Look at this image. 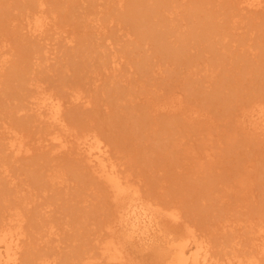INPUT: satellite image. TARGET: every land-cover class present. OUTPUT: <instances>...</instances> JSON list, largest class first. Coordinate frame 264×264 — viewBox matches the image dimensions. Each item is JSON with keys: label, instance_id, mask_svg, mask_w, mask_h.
<instances>
[{"label": "rangeland", "instance_id": "obj_1", "mask_svg": "<svg viewBox=\"0 0 264 264\" xmlns=\"http://www.w3.org/2000/svg\"><path fill=\"white\" fill-rule=\"evenodd\" d=\"M242 2L0 0V229L21 227L20 264H107L116 204L77 150L87 137L144 201L182 218H161L150 243L121 231L127 264H162L166 237L188 230L219 262L264 264V135L248 124L264 111V6ZM37 94L62 104L69 149L42 143ZM13 135L27 154L13 156Z\"/></svg>", "mask_w": 264, "mask_h": 264}, {"label": "bare ground", "instance_id": "obj_2", "mask_svg": "<svg viewBox=\"0 0 264 264\" xmlns=\"http://www.w3.org/2000/svg\"><path fill=\"white\" fill-rule=\"evenodd\" d=\"M242 3L245 5L246 9L255 10V11L264 6V0H243ZM39 5H40V8L44 6L43 3H41ZM43 10H39V12H42ZM42 14L44 15L43 12H42ZM35 15H36V13H35ZM43 15H39V16L36 15L37 17L34 20V22L27 20L28 22H26L27 23L26 26H28V28H29L28 30H30L29 32H31L32 34H36V35L44 32V27H46L45 26L46 23H45V19L42 17ZM30 19L32 20V18H30ZM242 22H243V20H242ZM26 30H27V28H26ZM31 33H29V34L32 35ZM5 63H6L5 59H3V58L0 59V76H1V72H3L2 71L3 67L6 66ZM115 64H114V66H115ZM48 66H49V64H48ZM114 72H115V70H114ZM37 95H39V94H37ZM31 106L32 107L30 108V111H32L36 115L38 120L41 123L48 124V126L50 128H52V131L49 135V138L44 139L42 143H47V145H45V146H49V148L51 146L52 147L51 148L52 153L58 154L61 151L69 149L71 142L69 140H65L64 139L65 137L62 138L61 135L58 134V130L63 127V119H62L63 106H62V104L60 102L56 101L55 99L51 98V97H45V96L39 95L38 97H35V100ZM248 124L255 131H258V133H261L264 135V111L262 110V111L255 113V114H252L249 117ZM5 132H7L9 134L8 131H5ZM18 137H17V135L16 136L13 135V136L8 138L9 139V143H8L9 146L8 147L11 150L13 156L14 155L19 156V154L22 155L24 153L27 154V152L29 151V149L25 148V144L23 143V141H20V139ZM21 140H23V139H21ZM77 148H78L77 150L81 154H83V156L85 158L84 161H86L92 168H94L95 171L97 172V174L99 175V177L102 178L104 180V182H106L108 184V187L110 188V190L112 192V196H113L114 202L116 204V209H115L116 213H114V215L116 214V221L114 222L113 225H111L109 227L110 235H109V237L107 236L108 240H106V242L101 247L102 258L106 261L107 264H123V263L127 264L128 262H130L126 247L124 245L125 243L123 244V242H122V239L124 240V238H122L123 234L121 237V234H120L121 231H125V232L129 233L134 239H137L141 242L150 243L156 237H158L159 235L162 234L161 230L159 228V221L161 218L167 217L172 222H174L176 224L180 223V220L182 219V218L180 219V216H178L177 214H175L174 212H171V211H169V212L160 211L158 208L154 207L153 204L151 205L150 203L144 201L142 199L143 197L141 198V195H139V193L135 189H133L129 184H127L128 182L126 183L122 179L123 176L120 177V175H119L120 173L117 172V169H116L117 167L115 166L116 164L115 165L113 164L111 157L109 155V152L107 150V147L105 145H103L100 141L96 140V138L87 137V138L79 141ZM30 150H32V149H30ZM8 176H9V173H8ZM9 183H11V182H9ZM138 189H140V188H138ZM12 215H14V214H12ZM8 217H10V216H8ZM23 217H24V215H23ZM12 218L13 217H11L10 219H12ZM12 220L9 221L10 223H8L5 228L0 229V264H20L21 254L23 252L24 243H25L24 242V240H25L24 239V233H23L20 226H16V224H12L13 223ZM19 222L21 223V221H19ZM182 222H183V220H182ZM233 225H234V223H233ZM231 227H232V225H231ZM253 231H255V230L253 229ZM50 232H51L50 235L51 234L57 235L54 231H50ZM195 235L193 234V232L188 230L187 232H185V233H183L177 237H171V238L166 237V242H165L166 246H165V250H164L165 253L163 254L162 264H244L245 260L242 261L239 257H234L236 262H234V259H228L227 262H223V263L219 262L218 261L219 259L217 260L215 258V256H213L211 254L210 248L207 245L209 242H207V244H206L204 242L205 240L202 241L200 237H199L200 239H198ZM58 237H59V235H58ZM49 238H51V237H49ZM255 240H258L259 242L263 241L264 240V233L263 234L260 233V235ZM55 241H57V240H55ZM27 244H28V242H27ZM257 244L254 243L255 246ZM258 247H259V244H258ZM260 248H261V250H259V251L260 252L263 251V249H264L263 246ZM255 249H257V248H255ZM259 251H258V253H259ZM255 255H253V256H255ZM93 258H94V256H93ZM93 258H91V259H93ZM255 258L256 257H254V259ZM249 261H250V263H249ZM258 262H259V260H258ZM258 262H257V260H248L249 264H257ZM248 263H245V264H248ZM259 263H261V262H259ZM40 264H57V263L56 262H50V261L46 260Z\"/></svg>", "mask_w": 264, "mask_h": 264}]
</instances>
